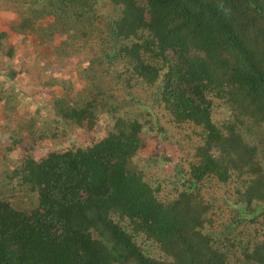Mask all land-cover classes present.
Returning <instances> with one entry per match:
<instances>
[{
    "label": "trees",
    "instance_id": "obj_1",
    "mask_svg": "<svg viewBox=\"0 0 264 264\" xmlns=\"http://www.w3.org/2000/svg\"><path fill=\"white\" fill-rule=\"evenodd\" d=\"M0 8V142H55L0 167V264H264V0Z\"/></svg>",
    "mask_w": 264,
    "mask_h": 264
},
{
    "label": "rangeland",
    "instance_id": "obj_2",
    "mask_svg": "<svg viewBox=\"0 0 264 264\" xmlns=\"http://www.w3.org/2000/svg\"><path fill=\"white\" fill-rule=\"evenodd\" d=\"M11 17H13V15L11 14V12L9 10L0 8V27L2 25L6 24V22L7 23H8V21L10 22ZM6 32H8V30H6ZM7 37H8L9 42H12V44H13L14 52L19 53V55L22 56L21 58H23L24 61H25V59H26V61H28L27 59H29V60L31 59L30 62H33V63L36 62L35 60H37V59L34 56V54L36 52V45L34 44V41H26L24 43V45L21 47V49L17 50V48H18L17 39H15V37L9 33H8ZM15 44H16V46H14ZM30 67H32V66L30 65ZM70 69L76 70V66H71V68H69V69L64 68L63 70H60L59 72H60V74L63 73L64 75H67V73L70 74ZM43 73H44V71H43ZM56 79L57 80H59V79L64 80L65 77H61L59 75L56 77ZM25 87L27 88L28 91L29 90L30 91L28 93L26 92L27 97L24 98V100H20V103L17 104V110H18L19 114L27 116V115H30L36 107H38V108L40 107L39 109L42 110L44 100L42 101L41 96H38L36 99H32V94H33L32 92L34 91L33 90L34 87L28 86V85H25L24 88ZM16 89H18V88L16 87ZM48 90H49V93L52 94L53 92L51 90L58 92L60 90V86L54 85L51 88V90L50 89H48ZM19 94H20V92H19ZM44 94H45V92H44ZM47 96H49V95H47ZM47 101H48V99L46 100V102ZM3 123H4L3 121L2 122L0 121V131H2V130L5 131V127H4ZM9 126L10 127H6V130L8 132H9V129L12 128L13 125L9 124ZM1 139H2V141L0 142V156L2 153H3V156L0 157V167H3L6 164L9 167L13 166L18 160H20L23 157L24 151L27 148H30L31 154L33 155L34 158H40L44 154L43 150L46 151L50 147L55 148V146H54L55 142L44 144L43 145L44 147L41 148V147H37L38 144L32 142V140L30 138H22V137L18 136L16 138L12 137L8 140L5 137H3ZM88 139H89L88 134H85V135L80 134L79 135L75 132H69L68 135L65 137V139L61 138L58 140L60 147H56V148L57 149L61 148V142H63V144H64L63 148H68L72 144L82 145L85 142H87ZM5 146H9L10 149L5 148ZM56 146H57V143H56ZM166 147H168V146H166ZM153 149H154L153 147H151V149H150V146H148L145 148L144 152L150 154V150L152 153ZM160 150L161 149L159 148L158 151H160ZM168 150H169V148H168Z\"/></svg>",
    "mask_w": 264,
    "mask_h": 264
}]
</instances>
